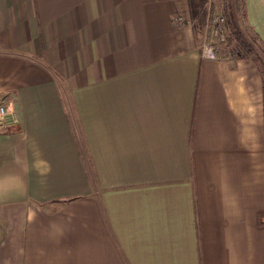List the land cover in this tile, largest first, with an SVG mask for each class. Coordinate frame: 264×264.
<instances>
[{
    "label": "crops",
    "instance_id": "0c3cea01",
    "mask_svg": "<svg viewBox=\"0 0 264 264\" xmlns=\"http://www.w3.org/2000/svg\"><path fill=\"white\" fill-rule=\"evenodd\" d=\"M189 14L0 0V264H264L263 76L201 53Z\"/></svg>",
    "mask_w": 264,
    "mask_h": 264
},
{
    "label": "rangeland",
    "instance_id": "374dc122",
    "mask_svg": "<svg viewBox=\"0 0 264 264\" xmlns=\"http://www.w3.org/2000/svg\"><path fill=\"white\" fill-rule=\"evenodd\" d=\"M199 2L201 3V6L199 8V14L197 15V18H192L190 13L188 16V21L194 26L196 24L199 39L198 48L201 53L203 52V48L205 50L206 47L209 46V44H213L214 47L217 48V53L220 55H225L230 52L231 45L230 43H228V40L222 43L218 42V40L214 39L209 32L208 23L212 20L211 18L216 16L217 14L222 13L223 11H221L219 8H225L226 12L229 14L231 13L233 16L235 14L237 20L243 23L241 29L243 30L245 35L249 37V39H254V35H252L251 32L245 29L246 26L244 25V4L242 0H199ZM180 16L183 18L182 21H184L183 15ZM201 16H204L205 22H203V24H200L199 18ZM257 46V48H259V54L263 59L262 53L264 52V46L261 44Z\"/></svg>",
    "mask_w": 264,
    "mask_h": 264
},
{
    "label": "trees",
    "instance_id": "16d2710c",
    "mask_svg": "<svg viewBox=\"0 0 264 264\" xmlns=\"http://www.w3.org/2000/svg\"><path fill=\"white\" fill-rule=\"evenodd\" d=\"M189 6L192 18L196 19L199 14L201 3L199 0H189ZM227 14V23L231 28V34L228 38V43H230L231 47L230 52L227 54H232L235 59L253 60L258 65L264 82V59L261 58L259 48H257V45H262V42L256 35L253 36L254 39H249L241 29L235 14L233 16L231 13L229 14L225 11L226 16ZM200 18V24H203V22H205L204 16H201ZM194 27H196V24Z\"/></svg>",
    "mask_w": 264,
    "mask_h": 264
},
{
    "label": "built area",
    "instance_id": "2783aa9c",
    "mask_svg": "<svg viewBox=\"0 0 264 264\" xmlns=\"http://www.w3.org/2000/svg\"><path fill=\"white\" fill-rule=\"evenodd\" d=\"M212 20L208 23L209 32L211 33L212 37L218 42H225L228 40L231 34V28L228 26L227 16L225 15V11L222 13L217 14L216 16L211 18ZM176 20L182 21L183 18L181 16L176 17ZM203 54L208 58H232V54H225L220 55L217 53V48L214 47L213 44H209L204 50ZM16 117L15 111L9 107V105L4 101L0 100V130L6 128L8 124L13 121Z\"/></svg>",
    "mask_w": 264,
    "mask_h": 264
}]
</instances>
